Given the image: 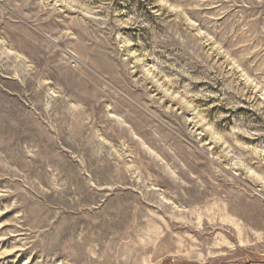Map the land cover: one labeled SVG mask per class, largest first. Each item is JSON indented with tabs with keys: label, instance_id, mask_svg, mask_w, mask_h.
<instances>
[{
	"label": "rangeland",
	"instance_id": "1",
	"mask_svg": "<svg viewBox=\"0 0 264 264\" xmlns=\"http://www.w3.org/2000/svg\"><path fill=\"white\" fill-rule=\"evenodd\" d=\"M0 264H264V0H0Z\"/></svg>",
	"mask_w": 264,
	"mask_h": 264
}]
</instances>
